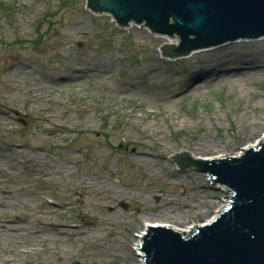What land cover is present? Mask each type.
I'll return each mask as SVG.
<instances>
[{
  "label": "rangeland",
  "instance_id": "obj_1",
  "mask_svg": "<svg viewBox=\"0 0 264 264\" xmlns=\"http://www.w3.org/2000/svg\"><path fill=\"white\" fill-rule=\"evenodd\" d=\"M140 26L0 0V264H141L144 222L194 226L228 198L169 157L264 135V37L169 57L177 36Z\"/></svg>",
  "mask_w": 264,
  "mask_h": 264
},
{
  "label": "water",
  "instance_id": "obj_2",
  "mask_svg": "<svg viewBox=\"0 0 264 264\" xmlns=\"http://www.w3.org/2000/svg\"><path fill=\"white\" fill-rule=\"evenodd\" d=\"M95 14H110L156 35L177 36L163 56H185L226 43L264 37V0H86ZM19 114L18 110L13 109ZM177 169L195 167L228 191V204L212 221L186 233L149 225L139 248L146 264H264V139L239 155L169 157Z\"/></svg>",
  "mask_w": 264,
  "mask_h": 264
},
{
  "label": "bare ground",
  "instance_id": "obj_3",
  "mask_svg": "<svg viewBox=\"0 0 264 264\" xmlns=\"http://www.w3.org/2000/svg\"><path fill=\"white\" fill-rule=\"evenodd\" d=\"M163 39H165L166 41L169 40V37L166 36V35H162L161 36ZM264 139V135L259 137L257 140L249 143V144H246L244 146H242L240 149L236 150L235 152H232L233 154H229V155H239L241 152H242V149L245 148V147H248V146H256L257 144H259L260 141H262ZM228 155V154H227ZM221 156H225V154H208V155H205V156H198L202 159H211V158H214V157H221ZM210 180V179H209ZM224 204L222 206H220L212 215H210L209 217H207L206 219L203 220V222L199 223V225L201 224H204L206 222H209V221H212L213 218L218 214V211L226 206L228 204V198H226V200H224ZM149 225H165V226H169L175 230H178V231H182V232H186V233H190L192 232V230L194 229L195 225L193 226V224H190V225H186V226H183V227H177V226H174L172 224H169V223H157V222H144L143 224V227L142 229L140 230V232L136 235L137 239H136V242L133 244V248L136 252V254L139 256L140 258V262L141 264H144V260H143V257L141 255L142 251L141 249L139 248V240H140V236L141 234L144 233V231L146 230V228L149 226Z\"/></svg>",
  "mask_w": 264,
  "mask_h": 264
},
{
  "label": "flooded vegetation",
  "instance_id": "obj_4",
  "mask_svg": "<svg viewBox=\"0 0 264 264\" xmlns=\"http://www.w3.org/2000/svg\"><path fill=\"white\" fill-rule=\"evenodd\" d=\"M9 110H10V108H9ZM11 111V110H10ZM12 112V111H11ZM22 118H20V117H17V120L20 122V121H22L21 120Z\"/></svg>",
  "mask_w": 264,
  "mask_h": 264
}]
</instances>
